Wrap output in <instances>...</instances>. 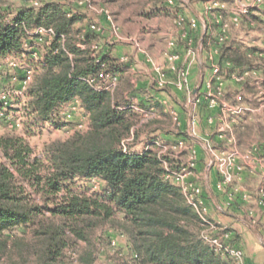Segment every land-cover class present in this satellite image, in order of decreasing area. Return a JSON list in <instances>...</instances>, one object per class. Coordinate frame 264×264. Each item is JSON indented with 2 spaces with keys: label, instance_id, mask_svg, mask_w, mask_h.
Listing matches in <instances>:
<instances>
[{
  "label": "trees",
  "instance_id": "1",
  "mask_svg": "<svg viewBox=\"0 0 264 264\" xmlns=\"http://www.w3.org/2000/svg\"><path fill=\"white\" fill-rule=\"evenodd\" d=\"M106 1L121 7L145 4ZM94 21L67 1L47 0L38 8L25 1L16 8L12 0H0V61L10 55L29 59V47H37L43 55L34 82L24 93L31 125L64 127L61 112L74 99L88 119L87 128L51 142L42 155L35 154L23 135H0V259L18 255L23 260L32 256L36 264H62L70 257L88 262L77 254V244H88L95 227L121 215L120 223L115 222L128 243L123 255L124 250L110 249L115 264H225L201 237L205 222L180 186L167 177L164 160L170 168L177 167L169 157L172 149L163 157L149 144L139 151H123L122 141L132 132L135 139L141 133L135 129L140 116L124 100V92L132 87L126 64L113 54V45L90 28ZM37 26L53 28L54 39L49 47L31 39L26 48L28 31ZM206 42L205 36L204 47ZM263 53L226 42L219 50V63L230 66L221 74L259 69L256 62L264 65ZM101 74L118 77L113 90H98L87 82L88 76ZM242 86L250 91V79ZM11 107L0 102L5 113ZM166 118L172 121L162 111L160 119L140 129L151 126L155 131L158 127L152 125ZM176 134L189 138L186 132ZM82 179L104 184L90 192L80 184ZM35 195L42 202L35 203ZM218 227L221 233H232L231 242L239 240L232 229Z\"/></svg>",
  "mask_w": 264,
  "mask_h": 264
},
{
  "label": "crops",
  "instance_id": "2",
  "mask_svg": "<svg viewBox=\"0 0 264 264\" xmlns=\"http://www.w3.org/2000/svg\"><path fill=\"white\" fill-rule=\"evenodd\" d=\"M179 1H181L182 4H179ZM242 1L249 2L251 0ZM154 3L155 6L152 7L154 13L148 17L145 16L147 17L146 19L155 18L156 15L157 17H161L163 14H166L172 17L167 19L173 21V17L176 16L174 28H171L172 31L170 34L168 32L169 28L166 25L161 26L162 28L160 30L154 32L157 34V40L160 44L139 43L137 46H134L126 43V46L121 49L123 52H126L125 55L128 57V60L125 61L127 67L126 74L132 84L131 89H127L124 92V100L130 102L132 108L140 116V121L135 129H140V127L150 120L160 119L162 111L170 115L173 127L165 130L162 128L163 125L159 127V124H154V127H158L154 131L151 130L153 127L148 126L147 129L143 130L145 134L141 136L140 133L134 142H132V145L136 144L137 141H141V143L147 142L149 144L151 143V138H154L155 141H159V135L174 138L172 139L174 141H178L181 138L186 139L188 143L190 141H196L194 147H196L198 152L197 168L189 178L199 183L197 180L202 173L201 170L204 161L203 153H206L207 143H223L215 134L217 125L208 122L209 115H215L216 122L219 120L221 116L220 108L210 109L205 96L202 94L199 95L201 90L198 91L194 89L190 109H187L184 101L190 100L189 92L180 90L172 85H170V87H172L171 90L168 88L161 89L156 86L155 82L163 75L164 68H167V75H171V78H176L177 73L170 69L169 53L178 52L184 56L186 47L191 41L197 49V59H194L190 66V87L191 89L193 88L198 74V84L196 88H199L202 82L212 75V68L207 69V67H203V62L206 60L207 56L212 57L213 55L215 56V58L212 57L213 63L219 62V52H216L215 40L220 34L221 22H226L229 25L227 43H241L244 47H256L263 50L264 4L253 9L248 15L243 16L239 23H236L233 21L235 12L234 3L231 1H227L226 9L222 11L214 10L212 12H207L208 0H173L172 3L169 0H163L161 2L155 1ZM218 15H220V18H218ZM180 16L186 19L183 26H178L176 24ZM163 18L166 17L163 16ZM192 20H195L196 24H191ZM170 23L172 24V22ZM205 36L207 39V47H204L203 44V38ZM259 39L260 42L258 41ZM171 41H175V46L172 48L169 46ZM243 42H245V44ZM120 51H117L115 48L112 50L116 57L121 58L124 55H117ZM167 62H169V64H167ZM256 64H258L257 67L261 70V75L259 78L250 79V91L243 89V86L240 84L231 80H226V86L230 87V89L228 93L226 91L225 98L229 102L236 103L238 94L244 93L245 103L255 108V111H248L242 114L234 125L237 146L241 150L240 154L242 155L243 153V157L239 159L240 165H243V170L237 171L234 179V181L240 185V190L236 189L239 192L238 204L240 205L234 208L236 213H227L228 201L231 202L232 198H235V196L237 197V193L231 188L228 190L227 187L225 189L219 188V176L215 171H212L210 174L206 171V189L203 188V197L209 205V218L218 222L225 228L232 229L234 233L239 236V241L236 242V244L244 249L252 264H264V249L258 246L255 241H262L261 233H259L261 231L259 230L261 227L264 228V205L261 206L258 203L259 189L261 187L264 188V163L260 165L258 162L254 161V165L249 166L248 161L244 158L252 148L259 145L264 146V136L261 135L260 131V129L264 131V119H260L264 118V110L260 109L261 104L264 103V74H262L264 65L258 62H256ZM222 66L229 67L230 65L224 63ZM160 71H162V73ZM18 72L20 74L21 70ZM10 106L14 105L11 104ZM145 111L152 113V117L144 119L143 113ZM175 114L178 116V122L175 119ZM191 129L197 133L193 139L189 134ZM177 132H186L189 138L178 135L176 134ZM164 142L171 144V141L168 140ZM151 147L154 148V146ZM257 155L263 156L264 158V154L262 153ZM188 156L190 155L188 154ZM179 160L182 162L179 161L177 164L186 163L183 157H180ZM246 193L248 195L250 194L249 200H245L243 197ZM234 202L233 204H235ZM231 209H233V207ZM244 216L249 219L246 220ZM252 223L259 226L258 230ZM121 238L122 237H119V241L121 242V247H124L127 245L128 240L124 237ZM125 251H127L126 247Z\"/></svg>",
  "mask_w": 264,
  "mask_h": 264
},
{
  "label": "built area",
  "instance_id": "3",
  "mask_svg": "<svg viewBox=\"0 0 264 264\" xmlns=\"http://www.w3.org/2000/svg\"><path fill=\"white\" fill-rule=\"evenodd\" d=\"M171 3L173 0H169ZM227 1H231L236 6V14L233 15V20L236 23L241 21L242 17L248 15L253 9H256L264 4V0H251L249 2H243L242 0H208L207 12H212L214 10L222 11L227 8ZM90 0H78V6L80 7H89V9L95 12L97 18L90 25V28L94 30L96 33L102 35L106 39L111 38L113 42H125L131 45L137 46L138 41L131 36H123L120 31V26L115 22L111 13L108 9L103 6L94 7ZM44 4L42 0H32V5L34 7H41ZM220 18V15H218ZM186 22V19L183 16H180L176 24L178 26H183ZM195 20L191 21V24H196ZM228 23L221 22L220 24V34L215 40V48L216 52H219L220 48L224 43L227 42L228 39ZM30 39L25 41V47H29L31 39L36 41V43H41L45 45V47H49L54 39L55 31L51 27L45 26H37L28 31ZM111 42V41H110ZM111 42V43H113ZM169 46L172 48L175 46V41H171ZM31 54L29 59L25 58L27 56H18V55H10L6 57L3 61H0V78L3 74V71H6L7 67L13 73V78L19 81V89H17L15 94L24 95V93L29 89V87L34 82L36 66L43 60V55L41 51L37 48H31ZM196 47L190 41L186 47V52L183 55L178 52H171L169 54L170 61V69L177 73L176 78L171 80H166L161 75L156 80V86L158 88L164 89L168 85H173L180 90H185L187 92H191L190 80H189V70L192 61L196 56ZM262 56H264L262 54ZM121 61L125 62L128 60L126 55L122 56ZM223 66L219 62H214L212 64V75L205 81L202 82L201 86L198 88V91L201 92L203 96H205L208 107L210 109L220 108L221 116L219 120L216 122L215 115L208 116V122L210 124H216L217 137L225 143V145L230 142L231 146L235 149L237 148V137L234 131V125L237 123L238 119L242 114L248 111H255V108H252L247 103H245L244 96L238 94L237 102L231 103L225 98L224 94V86L226 84V80H231L237 84L242 85L247 79L259 78L261 75V70L259 69H251L244 68L242 71L233 72L226 78L221 74ZM21 70L19 74L18 71ZM87 82L95 87L96 89H108L113 90L117 83V76H109L105 77L103 74L100 75V78L90 75L87 77ZM11 92L5 91L0 85V102L4 105V107L10 106L11 101ZM222 99V100H221ZM264 107V103L261 104L260 109ZM80 108V104L78 100L74 99L70 101L65 108L62 110L61 115L64 122H72L74 115L76 114V110ZM141 111V109H140ZM144 119H148L152 117V113L144 112ZM0 116H4L6 118V123H8L9 127L17 128L20 127V122L11 121L7 118L6 113L3 109H0ZM175 119L178 122V116L175 114ZM77 127L79 130H83L88 127V119L83 118L77 122ZM134 132L122 141V149L124 152H129L130 145L134 142ZM157 145L163 147L166 151L172 148H179L183 151L189 153V161L185 164H177V167L170 168L167 161L164 159V165L168 170V178L174 179V181L180 186L187 202L191 205L201 220L205 222V228L201 232V237L204 242L209 245L218 255L222 258L226 259L227 264H252L249 260L247 254L244 249L240 247L238 244L231 242L232 233H221V229L218 227L220 224L211 220L209 218V205L204 200L203 191L201 185L196 183L193 180H190V176L194 173L197 168V151L194 146L189 144L186 139L181 138L177 141V143L173 145H165L161 144L159 141H153L149 145ZM149 147V146H148ZM213 149V148H212ZM229 156V164L226 165L225 162L219 163V188L225 189L230 183H232L234 179V165H236V161L238 157L241 155L239 151L235 150ZM158 151V150H157ZM158 151L159 157H163L167 152ZM214 153V150H211V153ZM212 153V156H213ZM226 151L223 150L222 154H225ZM264 154V146L259 145L251 149L249 153H247L244 158L248 161L249 166L254 165V161L258 162V164L262 165L264 163L263 156H258L257 154ZM255 156V157H254ZM213 158L211 159V164L213 163ZM223 160L222 158L220 161ZM253 163V164H252ZM256 164V163H255ZM238 171L243 170V165L235 166ZM245 200H249L250 196L246 193L243 195ZM259 205H264V188L259 189ZM222 226V225H220ZM224 229L225 227L222 226ZM110 249L112 251H116L119 249V245L117 240L111 239L110 241ZM126 253V251H122L121 255ZM136 256V255H135Z\"/></svg>",
  "mask_w": 264,
  "mask_h": 264
},
{
  "label": "rangeland",
  "instance_id": "4",
  "mask_svg": "<svg viewBox=\"0 0 264 264\" xmlns=\"http://www.w3.org/2000/svg\"><path fill=\"white\" fill-rule=\"evenodd\" d=\"M12 1L14 3V6H16V8L21 7L25 1L29 5L32 4V0H12ZM42 1L45 2L47 0H42ZM60 1H67V2L72 3L77 8H79L81 11L87 13L89 18H91V20H95V18H97V16L95 15L96 13L91 11L89 9V7L78 6V3H76V2H78V0H60ZM90 1H91L90 3H92L94 5V7L103 6L106 9H108L109 12L111 13L113 19L115 20V22L120 26L121 34L123 36L128 35V36L134 37L138 41V43L160 44V42L157 40L158 36L154 32L156 30H160L162 28L161 26L166 25L169 28V29L168 28L167 29H168V32L170 34V32L172 31L171 28L172 29L174 28V20L176 19V16L173 17V19H172L173 21H169L167 18H169V17L172 18V17L168 16L166 14H163L161 17H157V15H156L155 18L152 17V18L146 19L148 16H150V15H152V13H154V11H152V9H153L152 7L155 6L154 2L155 1L161 2L163 0H142L143 2H145V4H143V3L137 4L136 3V4L126 6V7H121L119 4L108 3L106 0H90ZM135 1H137V0H135ZM179 4H182V2L179 1ZM234 8H235L234 14H236L237 11H236L235 5H234ZM148 12H150V13H148ZM145 16H147V17H145ZM163 16L166 18H163ZM170 22H172V24ZM263 28H264V24H263ZM263 33H264V29H263ZM106 41H108V39L105 38L104 42H106ZM110 41L113 42V40L111 38H109V42ZM258 41L260 42V39ZM243 43L245 44V42H243ZM111 44L113 45V48H115L117 51H120L121 49H123L126 46L125 42H113ZM125 53L126 52H123L122 50L118 54L116 52L117 55H119V54L125 55ZM196 57H197V53H196L195 59H197ZM212 57L215 58V56H213V55H212ZM212 57L207 56L206 60L203 62V67H205V68L207 67V69L212 68V63H213ZM167 64H169V62H167ZM160 72L162 73V71H160ZM166 72H167V68H164V72L162 73L164 79H166V80L174 79V78H171L172 77L171 75H167L168 73H166ZM197 84H198V74H197V77L195 79L194 86L191 89V92L189 95L190 100L184 101L185 107L187 109H190V105H191V102L193 99L194 89L198 90V88H196ZM0 85L2 86V88L5 91L11 92L10 101H11V104L14 105L13 107H11V111L9 112V114L6 113L7 118L13 122L14 121L20 122V124H21L20 127L11 128V127H9L8 123H6L7 122L6 118L4 116H2V117L0 116V135L6 134V133H14L17 135H23L28 140L30 145L34 148L35 154H37V155H42L43 152L45 151L47 145L50 144L51 142H53L55 140H65V139L69 138L75 131L79 130L77 127V122L80 121L81 119L85 118L82 110L80 108H78L76 110V114L74 115V118L72 119V122L67 123V122H64V120L61 121V123H66L64 127L56 128L50 124H45L44 127L32 126L31 122H30L31 120H30L29 116L27 115L26 106H25L28 103L27 102L28 100H27V98H25L24 95L22 96V95L15 94L14 91L19 89L20 84H19V81L17 79L13 78V73H12V71H10L8 69V67H7L6 71H3V74L0 78ZM166 88L171 90L172 87H170V85H168ZM229 89H230V87L226 86V84H225L224 91H223L224 94L226 93V91L228 93ZM200 94L201 93H199V95ZM196 100H197V98H196ZM8 107H10V106H7L6 109H8ZM261 109L264 110V107H262ZM260 119H264V118H260ZM159 125L160 126L163 125L165 129H170L171 127H173V122L170 121L168 118H166L163 121H161L159 123ZM152 126H154V125H152ZM137 130L138 129H136V131ZM139 130L141 132V134H140L141 136H142V134H145V131L143 132V130H141V129H139ZM260 131H261V135L264 136V131L262 129H260ZM189 134H190V137H192V139L194 136L197 135V133L193 129L190 130ZM215 134H216V132H215ZM235 135H236V133H235ZM247 136H248V134H247ZM169 138L170 137H168V136L159 135L158 139H159V142L161 144H167L166 142H164L165 140L171 141L170 143L172 145L177 143V141L172 140L174 138H170V139ZM153 139L154 138L150 139L151 143H152V141H154ZM151 143H149V144H151ZM223 143L216 144L214 142H211L210 144L207 143V145H206V153H203L204 161L202 164V170H201L202 173L200 174V178L197 180V181H199L198 184L201 185L203 192H204L203 188L206 189V186H205L206 171L209 174L212 171H215V173H217V175L219 176V163L225 162L226 165L229 164L228 158H229V156H232L231 154L233 153L235 148L233 146H231L230 142H228L226 145H224L225 143L224 144ZM189 144L194 146L196 144V141H190ZM147 145H148L147 142L141 143V141H137L136 144L130 145V148H132L135 151H139V150H142ZM215 146H216V148H215ZM154 148L160 152L166 151L163 147H160L157 145H155ZM195 149H196V147H195ZM169 150H167V151H169ZM211 150H214V153L212 152L213 156H212ZM223 150L226 151L225 154H222ZM235 150H237L241 153V150L238 146ZM196 151H197V149H196ZM167 153H169V152H167ZM188 154H189L188 152H184L183 150H181L179 148H172V152L170 153L169 157L172 158L177 163L180 161L179 158L183 157L187 163L189 161ZM197 155H198V152H197ZM241 157H243V153H242V155H240L238 157V159L236 161L237 166L240 165L239 159ZM212 158L214 160H213V163L211 164ZM221 158L223 160L220 161ZM180 162H182V161H180ZM236 165H234V167H233L234 173H235L234 175H236V172L238 171L237 168L235 167ZM234 179H235V176H234ZM234 179H233L232 183H230L227 186V190L229 188H231L237 193V197L235 196V198H232L231 202L228 201V203H229L228 205H227V201H226V205L228 207L227 213H229V214L236 213L234 208H236L237 206L240 205V204H238L239 192L236 190V189L240 190V188H239L240 185L236 181H234ZM80 184L84 187L89 188V191L92 192V191L101 190L102 185L104 183L98 181L97 179H93V180L82 179V180H80ZM30 189H31L30 186H28V190H30ZM236 193H235V195H236ZM38 202H42V200L40 199V196L35 195V203H38ZM233 202L235 204H233ZM231 206L233 207V209H231L232 208ZM121 217H122L121 215H117L115 218L108 220L105 223L100 224L99 226L95 227L91 231L90 242H88V244L85 243L84 241H80L77 244V246H76L77 254L79 256L83 255L85 257V259L89 258L90 261L87 262L85 260H81L80 258L77 259L74 257V259H72L70 257L62 264H115V260H113V258L110 256L111 252H110V248H108L109 247L108 243H110L111 239H115L118 242L119 249L125 250L126 246L121 247V242L119 241V237L127 238V235L125 234V232L123 231L121 226L118 224L119 220L122 219ZM245 219L248 220L249 218L245 217ZM115 221H118V222H115ZM253 225L255 227H257L256 229L258 230L259 226L255 225V224H253ZM259 231H261L259 233H261L262 241H259V240H255V241H256L258 246H261V248L264 249V228L261 227V229ZM238 241L239 240H236V242H238ZM104 242L107 244H105ZM240 244H241V242H240ZM222 260L226 264V259L222 258ZM0 264H36V262H35V258L32 256L27 257L23 260V258H21L18 255H13L12 257L8 255V257L4 256L0 259Z\"/></svg>",
  "mask_w": 264,
  "mask_h": 264
}]
</instances>
